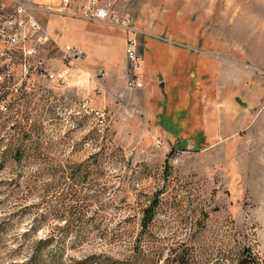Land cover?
<instances>
[{"label": "rangeland", "instance_id": "1", "mask_svg": "<svg viewBox=\"0 0 264 264\" xmlns=\"http://www.w3.org/2000/svg\"><path fill=\"white\" fill-rule=\"evenodd\" d=\"M103 1L116 15L104 23L140 31L145 87H127L128 61L107 72L85 59L71 89L11 85L0 101V264H238L244 248L264 264V0ZM57 14L75 23L55 39L84 49L82 19ZM187 48L208 74L203 148L157 126L166 96L154 68ZM75 188L83 207L67 200Z\"/></svg>", "mask_w": 264, "mask_h": 264}, {"label": "built area", "instance_id": "2", "mask_svg": "<svg viewBox=\"0 0 264 264\" xmlns=\"http://www.w3.org/2000/svg\"><path fill=\"white\" fill-rule=\"evenodd\" d=\"M61 13L94 22L114 23L116 15L103 0H60L54 6H41L35 0H0V101L8 102L7 91L11 85H36L39 83L54 88L71 89L80 82L78 66L86 58L80 47L61 43L55 39L59 32H51L42 20L43 15ZM126 31V53L130 71L127 87L143 89L141 73L142 53L139 44V29L131 23H123ZM61 64H56V58ZM91 74V73H90ZM100 71L94 77H105ZM99 92L102 87L97 88Z\"/></svg>", "mask_w": 264, "mask_h": 264}, {"label": "crops", "instance_id": "3", "mask_svg": "<svg viewBox=\"0 0 264 264\" xmlns=\"http://www.w3.org/2000/svg\"><path fill=\"white\" fill-rule=\"evenodd\" d=\"M41 6H55L60 0H35ZM82 2V1H81ZM63 16V15H62ZM46 26L50 31L56 32L68 30L73 19H65L60 14H48ZM50 20V21H49ZM51 27L49 26L50 24ZM77 23V22H76ZM85 69L94 70V66L104 63L107 72L110 70L126 71L127 53H126V36L122 29L120 31L122 39V52L113 53L108 45L106 32L112 31L113 28L104 22H94L82 18ZM113 30V31H115ZM60 33V32H59ZM173 49L178 48L176 42L170 41ZM146 47V45H145ZM181 48V47H180ZM141 51V47H140ZM180 52V49L178 50ZM185 54H181L179 60L169 62L165 65L166 70L162 68H154V72L162 70V83L165 88V107L166 111L164 121L157 124L158 132H162L172 140H183L188 147H206L209 144L208 136L210 135L211 120L204 110L205 95L209 90H204L205 78L208 74H204L202 67L198 64L199 53L193 48H187ZM142 53V51H141ZM122 61L121 68L118 63ZM188 63V64H187ZM116 64L118 67H116ZM211 78V76H210ZM168 83L170 85L168 86ZM211 89V88H210ZM213 119L212 117H210ZM174 143V142H173Z\"/></svg>", "mask_w": 264, "mask_h": 264}, {"label": "trees", "instance_id": "4", "mask_svg": "<svg viewBox=\"0 0 264 264\" xmlns=\"http://www.w3.org/2000/svg\"><path fill=\"white\" fill-rule=\"evenodd\" d=\"M83 166H84V164L81 167L79 166L78 170L82 171L84 169V168L82 169ZM88 170H89V168H87V171ZM69 195L71 196L70 198L67 197L68 198L67 200H69V202L82 203L81 205L79 204V207L84 206V199L85 198H84V196L79 195L77 188L73 189ZM64 205H66V203L64 201H62L60 204L56 205V207L54 208L55 212L57 213V215H59V217L65 216L67 213V208ZM72 206L74 207V203ZM76 207H77V205H76ZM76 207H75V209H76ZM48 211L50 212V210H48ZM146 212H147L146 215H148V221H149L150 217L152 216V214L154 212V205H150V208H148L146 210ZM42 215H43V217H46V214L44 215L42 213L41 216ZM77 225H79V227H83V228L87 226L86 224H83V225L77 224ZM70 226H72L71 223L67 222V227H70ZM72 232L73 233L75 232V228L73 230V227H72ZM52 239L53 238L48 237L45 240H41V242L47 243V242L51 241ZM34 256L36 257V255H34ZM177 259L179 261V264H185V261L182 259V257H177ZM238 264H259V263H258L257 257L253 254V252L248 248H244L243 251L241 252V258H240V261Z\"/></svg>", "mask_w": 264, "mask_h": 264}]
</instances>
